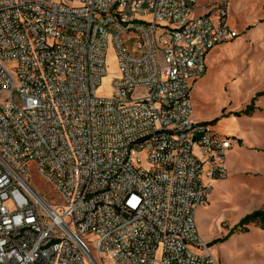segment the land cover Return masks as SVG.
Masks as SVG:
<instances>
[{"label":"built area","instance_id":"1","mask_svg":"<svg viewBox=\"0 0 264 264\" xmlns=\"http://www.w3.org/2000/svg\"><path fill=\"white\" fill-rule=\"evenodd\" d=\"M198 1L0 0V264H217L196 210L231 143L190 82L238 34Z\"/></svg>","mask_w":264,"mask_h":264},{"label":"rangeland","instance_id":"2","mask_svg":"<svg viewBox=\"0 0 264 264\" xmlns=\"http://www.w3.org/2000/svg\"><path fill=\"white\" fill-rule=\"evenodd\" d=\"M218 7L227 8L228 21L238 36L210 50L205 72L190 82L191 119L194 123L215 120L210 124L211 130L231 143L225 157L228 178L214 183L210 203L202 208L196 226L202 239L199 229L214 232L215 226L226 237L217 246H213L215 240L203 239L210 243L217 264H264L263 229L250 224L247 232L228 236L246 214L264 210V151L258 150L264 148V117L258 114L264 112V97L256 96L264 91V0H199L192 17ZM134 41H127L129 48ZM106 64L107 75L97 89L100 97L112 96V82L118 75L112 47L107 51ZM255 96V109L250 114L237 115ZM15 101L21 105L18 96ZM254 122H260V126L254 128ZM31 170L32 183L47 195L48 185L33 166ZM85 240L90 243L93 238L86 235Z\"/></svg>","mask_w":264,"mask_h":264},{"label":"trees","instance_id":"3","mask_svg":"<svg viewBox=\"0 0 264 264\" xmlns=\"http://www.w3.org/2000/svg\"><path fill=\"white\" fill-rule=\"evenodd\" d=\"M256 96L257 97H264V91L258 92L256 94ZM256 96L252 98L250 105H248L245 110L240 111V112H236V114L237 115L250 114L255 109V105L254 104H255V100H257ZM213 121H215V120H213ZM213 121H210V122L213 123ZM250 224H254L257 227H259L260 229L264 230V210L258 209V210L252 211L251 213L246 214L244 217H242L240 219V221L236 225H234L229 230L228 236L229 235H234L237 232L238 233L247 232L248 231L247 226L250 225ZM225 238L226 237L217 238V239H215L214 242L215 243L220 242V241L224 240Z\"/></svg>","mask_w":264,"mask_h":264},{"label":"crops","instance_id":"4","mask_svg":"<svg viewBox=\"0 0 264 264\" xmlns=\"http://www.w3.org/2000/svg\"><path fill=\"white\" fill-rule=\"evenodd\" d=\"M201 15V14H200ZM258 114H260L262 117H264V112H258ZM254 116H257V114L255 113L254 114ZM204 121H211V120H204ZM260 122H254L253 124H254V128H256V127H258V126H260V124H259ZM250 129H252V127H250ZM239 142H242V140H238ZM258 150H260V151H264V148H260V149H258ZM225 163H226V161H225ZM228 171V170H227ZM227 178H228V176H227ZM227 178H225V179H227ZM222 180H224V179H222ZM217 181H219V180H217ZM217 181H214V182H212V189H211V192H210V195H209V199H208V203L207 204H209L210 202H209V200L211 199V196H212V191H213V187H214V183L215 182H217ZM206 204V205H207ZM205 205V206H206ZM204 206H202V207H198L197 208V210H196V220H197V218H198V215L200 214L201 215V212H202V208H203ZM240 218H241V216H240ZM199 228V227H198ZM210 228H211V226H210ZM200 230V235L203 237V239H205L206 241H213V240H215V239H217V238H222V236H223V232H222V230H219V228L217 227V226H215V230H214V232H212L211 230H203L202 228L201 229H199ZM217 244L218 243H214L213 244V246H217Z\"/></svg>","mask_w":264,"mask_h":264},{"label":"water","instance_id":"5","mask_svg":"<svg viewBox=\"0 0 264 264\" xmlns=\"http://www.w3.org/2000/svg\"><path fill=\"white\" fill-rule=\"evenodd\" d=\"M205 122H209V121H205Z\"/></svg>","mask_w":264,"mask_h":264}]
</instances>
